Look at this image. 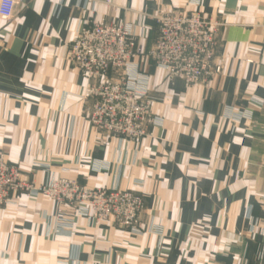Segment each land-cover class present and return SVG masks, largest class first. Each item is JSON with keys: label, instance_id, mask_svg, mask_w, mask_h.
<instances>
[{"label": "crops", "instance_id": "crops-1", "mask_svg": "<svg viewBox=\"0 0 264 264\" xmlns=\"http://www.w3.org/2000/svg\"><path fill=\"white\" fill-rule=\"evenodd\" d=\"M1 1V0H0ZM219 24L222 73L186 87L150 61L161 125L129 141L90 120L68 51L90 20L157 38V17ZM0 153L36 186L73 179L143 196L141 232L46 195L0 208V264H264V0H21L0 17Z\"/></svg>", "mask_w": 264, "mask_h": 264}, {"label": "built area", "instance_id": "built-area-1", "mask_svg": "<svg viewBox=\"0 0 264 264\" xmlns=\"http://www.w3.org/2000/svg\"><path fill=\"white\" fill-rule=\"evenodd\" d=\"M21 0H1L0 17L10 19ZM157 38L143 51L142 35L106 19L87 22L73 40L68 60L89 81L85 99L92 102L91 123L111 138L138 141L161 125L146 96L149 73L142 59L166 71L170 83L186 87L213 80L222 71L216 47L219 24L201 11H175L157 17ZM46 195L59 204L75 206L98 223L112 221L139 233L143 196L116 188H89L73 179L36 186L0 153V206L12 197Z\"/></svg>", "mask_w": 264, "mask_h": 264}, {"label": "rangeland", "instance_id": "rangeland-1", "mask_svg": "<svg viewBox=\"0 0 264 264\" xmlns=\"http://www.w3.org/2000/svg\"><path fill=\"white\" fill-rule=\"evenodd\" d=\"M1 2V1H0ZM15 165V164H14ZM17 166V165H16ZM18 167V166H17ZM19 168V167H18ZM20 195H23V194H20ZM25 195V194H24ZM18 195H16L15 197H17ZM15 197H12V201L11 202H9V203H7L6 205H3V206H0V208H2V207H6L7 205H9V204H13L14 203V199H15ZM61 205H68V204H61ZM71 206V205H70ZM73 207H75V206H73ZM75 209H77L76 207H75ZM95 221V220H94ZM106 222H111L112 224H114V225H116V226H119V224H116V223H113L112 221H106ZM98 223V222H97Z\"/></svg>", "mask_w": 264, "mask_h": 264}]
</instances>
